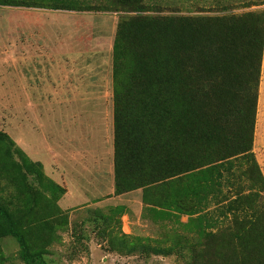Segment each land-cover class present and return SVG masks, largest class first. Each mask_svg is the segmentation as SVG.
<instances>
[{
	"label": "trees",
	"instance_id": "trees-1",
	"mask_svg": "<svg viewBox=\"0 0 264 264\" xmlns=\"http://www.w3.org/2000/svg\"><path fill=\"white\" fill-rule=\"evenodd\" d=\"M112 5L126 10L112 47L114 195L141 190L151 213L208 222L209 230L176 235L168 247L108 230V248L176 253L182 264H264V178L252 153L264 11L223 6L212 16H162L150 14L147 0ZM0 7L88 8L77 0H0ZM42 171L0 131V239L16 241L23 264L46 260L11 207L26 216L39 196L48 199L41 187L57 199L66 192Z\"/></svg>",
	"mask_w": 264,
	"mask_h": 264
},
{
	"label": "rangeland",
	"instance_id": "rangeland-1",
	"mask_svg": "<svg viewBox=\"0 0 264 264\" xmlns=\"http://www.w3.org/2000/svg\"><path fill=\"white\" fill-rule=\"evenodd\" d=\"M77 1L88 8L85 11L67 14L65 13L67 11L61 13L38 8L0 7V131L5 132L31 161L41 163L45 176L68 190H66L68 194L57 199V193L53 196L54 194H50L49 190L41 187L39 193L47 196L48 199L39 196L33 211L26 216L18 212L16 205L11 207V212L21 218L20 224L23 225L26 240L34 251L44 253L46 264H182L180 256L176 253L169 256H152L136 251L128 256L120 254L119 250L111 251L108 248V230L109 233L138 238L157 247L176 244L178 241L176 235L187 236L198 228L209 230L208 222H202L197 227L195 224L188 225L189 219L184 215L166 218L162 213H151L142 203L140 190L133 197L132 195L121 197L114 194V196H106L104 195L107 194L105 186L110 187V181L105 177L102 182L103 190H101L102 186L99 187V191L96 189L97 179L94 186L89 185L88 174L83 173L82 170L84 167H90V160L86 155L82 156V153L94 146L103 145V136L109 137L111 133L113 137L112 88L107 87L109 91L105 92L103 99L101 97L92 99L90 95L41 98L6 96L18 93L17 84L22 88L30 86L35 80V77H32L33 74L26 70L30 69L25 63V57H29V52L23 53L27 47L24 46L23 50H19L21 52H17L13 51L9 43L14 40V37L27 39L28 35L20 33L26 28L37 29L42 26H47L48 33L47 37L40 40L45 43L44 49H41L43 55L36 56L47 63L48 66L44 68L50 70V75L54 77L58 73V70L53 67L58 69L63 67L67 71L66 58L74 57L76 60L79 57L77 61L80 59L83 61L78 62L77 73L73 75L66 73L75 82L73 87L81 89L82 82H87L93 75L102 79L103 89L106 83L111 86L112 47L116 25L123 15L126 16V10H122L125 8L121 6L114 8L113 0ZM147 1L149 11L151 10L149 13L162 16L173 14L212 16L216 15L223 6L233 7L232 12L236 14L264 11V0ZM64 27H67L69 31L64 32L63 37L60 31ZM53 29L58 31L54 35L55 38L50 34ZM70 31L71 34H69ZM58 40L62 41V47L66 46L65 42L72 44L71 52L66 58L55 54V42ZM85 54L88 55L90 63L84 62V60L87 61ZM33 56L35 55H31ZM262 58L264 60V45ZM13 60L21 71L12 70L18 69L12 66ZM41 71L44 72L43 68ZM48 74L44 72L41 75L45 84L48 79L44 77ZM107 77L110 78L109 82H106ZM261 77L260 68L259 83ZM96 85L99 86L97 83ZM46 86L50 87L49 84ZM43 94L53 95L54 92ZM59 94L62 95V93ZM92 100L95 102L90 103ZM104 111H107L105 116ZM106 116H108V126L105 121ZM65 137L69 138L66 145ZM112 142L111 139V144ZM93 150L87 152L90 157ZM90 178L92 181L95 180L94 175ZM207 186L210 187V184ZM81 193H85L89 201L82 203L81 199L84 195ZM2 194L5 196L7 192ZM101 197H103L102 201H100ZM112 197H114L113 200L109 201ZM98 202L103 204L101 210L93 207L84 210L73 208L76 205L88 207ZM20 207L23 206L19 205ZM117 207L123 209H114ZM102 218H108L109 222L105 224ZM39 220L43 224L46 223L44 229H38L33 224L34 221ZM48 222H51V226ZM0 264H23L18 259V245L13 238L0 239Z\"/></svg>",
	"mask_w": 264,
	"mask_h": 264
},
{
	"label": "crops",
	"instance_id": "crops-1",
	"mask_svg": "<svg viewBox=\"0 0 264 264\" xmlns=\"http://www.w3.org/2000/svg\"><path fill=\"white\" fill-rule=\"evenodd\" d=\"M3 9H7V8H3ZM59 12L63 13L65 11H59ZM71 12H75V11H67L65 13L69 14ZM68 31H69V29L67 27H64L60 31V33H62L63 37H64V32L67 33ZM56 32H58V31H56L54 29L50 32V34L53 38H55L54 35ZM20 33L28 35L27 39H25L24 37H22L20 39H17L16 37H14V40L12 42H10L9 44H11V48H13V51H17V52H21L19 50L20 49L23 50L24 46L27 47V49H25L23 51V53L25 51L29 52V54H28L29 57L28 58L25 57V63L28 64L26 67H29L30 69H26V70L33 74L32 77H35V80L32 81L30 86H28V85L23 86L22 88L17 84V92L18 93H14V95H13V93H11L10 95H6L7 97H13V98H19V97L20 98H41V97H46V96H52V97H86V96L90 95L92 99H96V98L100 99V97H101V99H103V97L105 96V92L109 91V89L107 90V87L111 88L110 84L108 85V83H106V87L103 89L102 79L99 77H96L95 75L91 76L87 82H82L83 84L81 86V89L73 87V84H75V82H73L72 78H70L69 75L66 73L69 72L70 75L76 74L77 73L76 68H77L78 62L83 61V60L80 59L79 61H77L79 58L77 56H76L77 57L76 60H74V57L72 59L66 58L68 56L69 52H71L72 44H69L71 42H65L66 46L62 47L61 46L62 41H59L60 39L57 42H55V52H56L55 54L59 55L60 57L64 56L66 58V61L68 62L67 63L68 68H66L67 71H65V68L63 69V67L59 68V69H58V67H53L55 70H58L57 75L53 77L52 75H50V70L44 68V67L48 66L47 63L43 62L41 57H38V56L43 55V52H41V49H44L45 43L40 41V40L44 37H47L46 36L48 33L47 26H42V27H39L37 29L26 28V30L24 32H20ZM71 33L72 32L70 31L69 34H71ZM14 36H16V35H14ZM65 50H66V52L64 53ZM31 55H35V56L31 57ZM36 55H38V56H36ZM84 57L87 59V61L84 60V62H87V63L91 62L89 60L87 54H85ZM12 58L13 57H11V59ZM13 61L14 62L12 64V66L15 68L16 67L18 68L15 60H13ZM262 61H263L262 65H261L262 77H261V80L259 83L258 93H257L258 96H257V104H256V117H255L252 153H253L254 158H255L258 166H259L262 177L264 178V60H262ZM42 68H43L44 72L49 73L44 78L48 79L47 84H49L50 87L46 86L47 84H45L44 80L42 79L41 75H42V73H44L41 71ZM12 70L17 71V72L21 71L19 68L16 70L15 69H12ZM63 75H65V76L62 77ZM24 76H27V75H24ZM107 78L108 79H106V82H109L110 78L109 77H107ZM96 83L100 87L97 86ZM110 83H111V81H110ZM41 92H43V93L54 92V94L53 95H46V94H43ZM85 92H88L89 94H87ZM59 93H62V95H60ZM63 93H65V94H63ZM93 102H95V101L92 100L90 103H93ZM107 111H104L103 115L105 113H107ZM97 121H99V120H97ZM105 121L107 123L108 116L105 117ZM107 126H108V123H107ZM111 130H112V134H113V115H111ZM105 135L106 136L108 135L107 130L105 132ZM111 137H112L111 133H110L109 137L103 136V139H102L103 143H104L103 145L94 146V147L89 148V149L87 147L88 150L83 151V153H82V156L86 155V157L89 158V160H90V167H84L82 170L83 173L88 174L87 180H89L88 181L89 185L94 186L96 179H97L96 189H98V191H99L100 186H102L101 190L104 189V185L102 183L104 181L103 180L104 177L106 179H108V181H110V187H107V185L105 186V189L107 190V194H104V195H106V196H112L114 194V188H113V185H114L113 184V181H114L113 180V142L111 144V139L113 140V137L112 138ZM70 138L73 139V137H71V136H70ZM68 139H66V137H65V145L68 142ZM111 145H112V147H111ZM91 150H93V154L90 157L87 154V152L91 151ZM78 154H80V153H78ZM105 160H106V165H105L106 167L104 166ZM92 175L95 176L94 181H92V179L90 178ZM68 178H69V175H68ZM63 188L65 190H67L64 186H63ZM137 191L138 190L130 192V193L122 194L120 196L121 197H127V196L132 195V197H133L135 194H137ZM66 193L67 192H65V194ZM81 194L84 195L83 198L81 199L82 203L84 201H89V200H87L88 197L85 193H81ZM113 198L114 197L110 198L109 201L113 200ZM118 198H120V197H118ZM102 200H103V197L100 198V201H102ZM100 203L99 202L94 203V205L91 204L88 207H85L83 205H76L73 208H77L79 210H81V209L84 210V209H87L89 207H93V208L101 210L103 207V204H100Z\"/></svg>",
	"mask_w": 264,
	"mask_h": 264
}]
</instances>
